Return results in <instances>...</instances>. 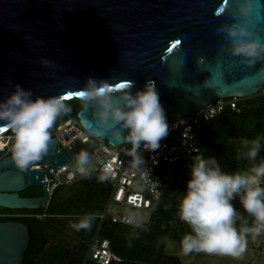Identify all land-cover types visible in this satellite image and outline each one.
<instances>
[{
  "label": "water",
  "instance_id": "1",
  "mask_svg": "<svg viewBox=\"0 0 264 264\" xmlns=\"http://www.w3.org/2000/svg\"><path fill=\"white\" fill-rule=\"evenodd\" d=\"M242 2L0 0V101L17 84L30 89L33 99L56 96L81 100L89 78L106 82L114 97L130 84L131 92L142 90L151 80L170 121L198 112L216 99L256 96L264 89V62L251 66L240 63V57L230 56L224 34L216 31L236 22L233 13ZM253 3L255 11L246 26L264 43V0ZM92 111L94 108L81 107L77 112L83 128L108 144H124L122 138L113 136L118 126L111 122L101 134ZM5 130L0 127V133ZM91 146L88 141L57 151V141L51 137L47 154L23 170L14 165L11 153L3 157L0 208H46L44 172L34 167H46L52 180L50 188L55 181L48 170L55 172ZM29 187H41L42 195L20 196ZM28 239L25 224L0 221V264H21Z\"/></svg>",
  "mask_w": 264,
  "mask_h": 264
},
{
  "label": "clouds",
  "instance_id": "2",
  "mask_svg": "<svg viewBox=\"0 0 264 264\" xmlns=\"http://www.w3.org/2000/svg\"><path fill=\"white\" fill-rule=\"evenodd\" d=\"M254 11L253 0H243L233 13L236 22L216 30L228 41L230 56L240 57V63L248 66L264 62V43L246 26ZM13 87L12 93L0 101V122H3L0 127L11 132V158L14 165L23 170L47 154L51 143L50 129L70 108L59 97L37 96L33 99L30 89L25 90L18 84ZM132 87L133 84L128 85L127 90L114 97L106 82L97 83L89 78L80 94L81 105L84 110L94 108L92 118L101 126V134L109 122L118 126L114 127L113 136L132 146L128 152L132 158L131 167L140 171L141 179H144L148 178L143 170L146 162L138 149L142 146L145 151L156 152L161 147L160 141L167 137L169 126L155 84L147 80L143 89L135 93L130 91ZM125 130L126 134H123ZM262 148L264 143L259 136L241 140L238 158L252 163L246 170L232 173L223 171L215 157L201 155L193 160L190 178L178 205V219L190 228L181 240L184 255L204 252L239 258L246 249L248 236L255 238L264 234V158L256 163ZM73 160L72 175L88 177L89 153L81 150ZM153 163H156L155 158ZM98 179L103 181L106 177ZM234 200H238L240 209L252 218L251 227H236L243 217L234 207ZM41 216L37 215V218ZM92 219L91 215H86L71 227L89 229Z\"/></svg>",
  "mask_w": 264,
  "mask_h": 264
},
{
  "label": "trees",
  "instance_id": "3",
  "mask_svg": "<svg viewBox=\"0 0 264 264\" xmlns=\"http://www.w3.org/2000/svg\"><path fill=\"white\" fill-rule=\"evenodd\" d=\"M63 102L70 111L56 120L50 133L67 117L77 119L82 107L78 98ZM236 105V110L226 106L212 118L200 122L195 135L197 153L161 166V193L158 199L151 201L149 219L143 228L114 223L109 217L100 223L98 215L104 210L111 187L105 179L99 180L101 175L96 172L56 187L44 209L0 208V221H19L28 228L29 239L21 264H93L84 258L96 232L100 239L108 240L110 250L120 258L110 264H182L177 255L166 252L165 239L181 243L190 231L189 226L178 219L177 197L186 188L193 160L201 155L215 157L225 172L246 170L252 162L238 158L241 140L259 136L264 143V92L242 99ZM1 157L0 152V160ZM262 158L264 148L256 163ZM26 195L34 196L33 193ZM233 205L240 211L243 221H247L242 226L251 227L252 218L240 209L238 200H234ZM35 215L43 216L37 218ZM86 215L93 217L91 227L75 229L72 242L64 243L62 236L68 226ZM174 217H177L175 223ZM48 242H51L49 247L44 249Z\"/></svg>",
  "mask_w": 264,
  "mask_h": 264
},
{
  "label": "built area",
  "instance_id": "4",
  "mask_svg": "<svg viewBox=\"0 0 264 264\" xmlns=\"http://www.w3.org/2000/svg\"><path fill=\"white\" fill-rule=\"evenodd\" d=\"M262 92H264V89ZM240 100L242 99L236 97L216 99L205 105L198 112L176 120L167 121L169 126L168 135L160 141L161 147L156 152L145 151L142 146L141 149H138L146 162L143 165V170L147 172L148 178L145 177L144 179H141L140 171L131 167L132 158L128 155L132 147L130 144H108L104 139L97 138L85 130L77 119L67 117L54 128L50 135L57 141V151L61 148L72 149L88 141L92 142L91 149L87 151L92 165L90 172H96L106 177L105 180L111 187L104 210L98 215L100 221L109 217L114 223L143 228L151 211V201L158 199L161 193L162 181L159 174L161 166L186 157L190 158L197 153L199 148L196 144L195 135L200 122L212 118L226 106L236 110V104ZM82 130L86 134H83ZM8 131L5 130L0 134V141L3 144L0 152H8L10 150L8 145L10 144L9 137L11 134ZM153 158L156 160L155 164L153 163ZM72 163L74 164L73 159L61 165L55 172L51 168L48 170L55 181L50 188L48 184L52 180L47 173L44 174L43 181L49 194L55 186L69 184L80 176L78 174L72 175L74 170L69 169ZM34 168L42 170L46 167L35 166ZM62 174L63 176L60 178L59 176ZM153 182L157 183L154 184ZM134 186H137L138 190H134ZM130 211H140L143 215L134 217L129 214ZM262 235L264 236V234ZM119 260L120 258L110 250L108 240L100 239L97 234L94 235L88 245L84 261L93 264H110L112 261Z\"/></svg>",
  "mask_w": 264,
  "mask_h": 264
},
{
  "label": "rangeland",
  "instance_id": "5",
  "mask_svg": "<svg viewBox=\"0 0 264 264\" xmlns=\"http://www.w3.org/2000/svg\"><path fill=\"white\" fill-rule=\"evenodd\" d=\"M10 144H11V141H10ZM10 144L8 145V147L10 146ZM70 165L71 167H69V169L73 171L75 165L73 163ZM87 167L91 169L92 167L91 163ZM61 176H63V174L60 175L59 177L61 178ZM189 178L190 177H188V179ZM133 188L134 190H138L137 186H134ZM184 192L185 190H183L178 195L177 204H179V201L181 197L183 196ZM31 193H33L34 195L38 193L41 194V187H30L26 191H23L19 194L23 195V194H31ZM129 214L134 217H141L143 215L142 212L140 211H130ZM243 222H244L243 219L238 220L236 227L238 229L242 228ZM74 233H75V229L71 227V225L68 226V228L66 229V234L62 236L63 242L66 244L71 243L72 239L74 238L73 236ZM50 243H47V244H50ZM165 243H166V252L177 255L180 258V261L182 264H264V237H262V235L255 237V238L248 236L246 249L239 258H233L230 256H222L219 254H208L204 252H200V253L193 252L191 254L184 255L181 251L180 242L169 241L168 239H165Z\"/></svg>",
  "mask_w": 264,
  "mask_h": 264
},
{
  "label": "flooded vegetation",
  "instance_id": "6",
  "mask_svg": "<svg viewBox=\"0 0 264 264\" xmlns=\"http://www.w3.org/2000/svg\"><path fill=\"white\" fill-rule=\"evenodd\" d=\"M2 153V157H5V156H7V155H9L10 153H11V149L8 151V152H5V151H2L1 152ZM1 157V158H2ZM42 168V167H41ZM44 168V167H43ZM42 171L44 172V174H46L47 172H46V168L45 169H42ZM44 182V181H43ZM59 185H57V186H55L54 188H53V190L56 188V187H58ZM44 187H45V189H46V186L44 185ZM30 188V187H29ZM28 189V188H27ZM26 189V190H27ZM26 190H24V191H26ZM53 190H52V192H53ZM23 192V191H22ZM46 192H47V190H46ZM52 192L49 194L48 192H47V195H48V202H49V199H50V197H51V195H52ZM42 195V191H41V194L40 195H34V196H28V195H26V194H24V195H20V196H22V197H24V196H26V197H40ZM48 202H47V204H48ZM35 217H37V215H35ZM49 243V242H48ZM48 245V246H47ZM47 245H44L43 246V248L44 249H47L48 247H49V245L50 244H47ZM46 246H47V248H46Z\"/></svg>",
  "mask_w": 264,
  "mask_h": 264
},
{
  "label": "bare ground",
  "instance_id": "7",
  "mask_svg": "<svg viewBox=\"0 0 264 264\" xmlns=\"http://www.w3.org/2000/svg\"><path fill=\"white\" fill-rule=\"evenodd\" d=\"M1 134V133H0ZM3 146L2 142L0 141V148Z\"/></svg>",
  "mask_w": 264,
  "mask_h": 264
},
{
  "label": "crops",
  "instance_id": "8",
  "mask_svg": "<svg viewBox=\"0 0 264 264\" xmlns=\"http://www.w3.org/2000/svg\"><path fill=\"white\" fill-rule=\"evenodd\" d=\"M79 178H81V176H78V178H77V179H79ZM77 179H76V180H77ZM95 234H96V233H95Z\"/></svg>",
  "mask_w": 264,
  "mask_h": 264
},
{
  "label": "snow or ice",
  "instance_id": "9",
  "mask_svg": "<svg viewBox=\"0 0 264 264\" xmlns=\"http://www.w3.org/2000/svg\"><path fill=\"white\" fill-rule=\"evenodd\" d=\"M121 87H125V85H121Z\"/></svg>",
  "mask_w": 264,
  "mask_h": 264
}]
</instances>
